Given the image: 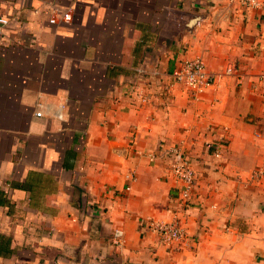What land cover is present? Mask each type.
I'll use <instances>...</instances> for the list:
<instances>
[{
  "label": "crops",
  "instance_id": "obj_1",
  "mask_svg": "<svg viewBox=\"0 0 264 264\" xmlns=\"http://www.w3.org/2000/svg\"><path fill=\"white\" fill-rule=\"evenodd\" d=\"M0 16V264H264V0H0ZM194 56L216 75L197 100L172 77ZM161 142L192 157L185 208ZM176 210L182 239L140 228Z\"/></svg>",
  "mask_w": 264,
  "mask_h": 264
},
{
  "label": "built area",
  "instance_id": "obj_2",
  "mask_svg": "<svg viewBox=\"0 0 264 264\" xmlns=\"http://www.w3.org/2000/svg\"><path fill=\"white\" fill-rule=\"evenodd\" d=\"M23 1V0H21ZM228 4H237L243 7H259L260 0H225ZM63 20H70L71 15L68 12H61ZM51 23L55 22V18H50ZM0 23L7 24L8 19L0 16ZM226 73L231 72V67H227ZM174 81L182 84L189 90L194 100L199 99L201 94L209 89L215 82L216 75L210 71L201 56H194L179 62L172 72ZM36 115L40 116L41 111L37 110ZM61 117L60 114H57ZM206 147L211 149L214 156H219L221 151L220 143L206 141ZM159 153L166 158L168 162V170L176 183V200L180 209L185 208L192 200L195 188V171L192 166V157L189 156L187 149L182 143H174L166 145L161 142L158 145ZM150 160L155 159L158 154L148 153ZM264 171V163L252 171V177L258 178ZM129 189V187H128ZM140 228L153 232L158 241L163 244H171L172 242L182 239L184 232L181 224L180 215L176 212L168 221L159 220L153 217H144L140 219ZM124 232L122 229H115L112 242L122 245L124 242Z\"/></svg>",
  "mask_w": 264,
  "mask_h": 264
},
{
  "label": "rangeland",
  "instance_id": "obj_3",
  "mask_svg": "<svg viewBox=\"0 0 264 264\" xmlns=\"http://www.w3.org/2000/svg\"><path fill=\"white\" fill-rule=\"evenodd\" d=\"M187 90H188V89H187ZM188 91H189V90H188ZM142 99H144V100H145L146 98L142 96ZM205 147H206V145H205ZM184 148L186 149V147H185V146H184ZM133 151H136V150H133ZM187 151H188V150H187ZM188 153H189V152H188ZM189 156L191 157V155H190V154H189ZM192 166H193V165H192ZM193 169H194V168H193ZM194 171H195V170H194Z\"/></svg>",
  "mask_w": 264,
  "mask_h": 264
}]
</instances>
